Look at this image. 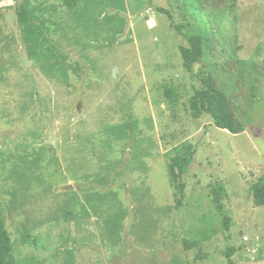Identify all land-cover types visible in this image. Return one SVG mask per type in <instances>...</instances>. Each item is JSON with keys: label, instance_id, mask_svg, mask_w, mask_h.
<instances>
[{"label": "rangeland", "instance_id": "obj_1", "mask_svg": "<svg viewBox=\"0 0 264 264\" xmlns=\"http://www.w3.org/2000/svg\"><path fill=\"white\" fill-rule=\"evenodd\" d=\"M66 2L0 0L13 264H264V0ZM204 69L242 132L201 103ZM166 154L192 156L178 208Z\"/></svg>", "mask_w": 264, "mask_h": 264}, {"label": "trees", "instance_id": "obj_2", "mask_svg": "<svg viewBox=\"0 0 264 264\" xmlns=\"http://www.w3.org/2000/svg\"><path fill=\"white\" fill-rule=\"evenodd\" d=\"M66 1L69 6H73L75 3V0ZM21 15L24 19H35L25 8L21 11ZM187 39L190 46H182L180 51L184 64L189 69H192L194 64L200 61L203 56V44L202 38L199 35H188ZM198 78L201 85L199 91L200 101L212 115L215 125L231 133L236 134L242 132L244 130V124L237 117L229 97L219 87L214 75L204 69L200 72ZM166 95L172 100H175V95L171 88H166ZM191 162L192 156L190 154H166L168 174L172 182L171 185L174 188L175 208L182 205L184 198V182L182 178L187 173ZM254 201L257 206L264 205V179L255 187ZM13 263L12 241L5 224L4 209L0 202V264ZM227 264H234V262L229 258Z\"/></svg>", "mask_w": 264, "mask_h": 264}]
</instances>
